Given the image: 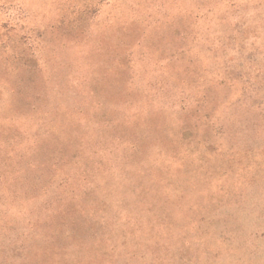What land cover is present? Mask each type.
I'll return each instance as SVG.
<instances>
[{
    "label": "rangeland",
    "instance_id": "1",
    "mask_svg": "<svg viewBox=\"0 0 264 264\" xmlns=\"http://www.w3.org/2000/svg\"><path fill=\"white\" fill-rule=\"evenodd\" d=\"M0 264H264V0H0Z\"/></svg>",
    "mask_w": 264,
    "mask_h": 264
}]
</instances>
